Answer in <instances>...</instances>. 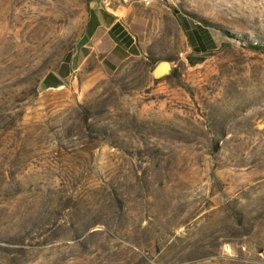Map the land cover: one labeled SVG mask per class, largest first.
<instances>
[{"label":"rangeland","instance_id":"1","mask_svg":"<svg viewBox=\"0 0 264 264\" xmlns=\"http://www.w3.org/2000/svg\"><path fill=\"white\" fill-rule=\"evenodd\" d=\"M101 3L112 61L88 0H0V264H262L264 0Z\"/></svg>","mask_w":264,"mask_h":264},{"label":"crops","instance_id":"2","mask_svg":"<svg viewBox=\"0 0 264 264\" xmlns=\"http://www.w3.org/2000/svg\"><path fill=\"white\" fill-rule=\"evenodd\" d=\"M89 1V14L85 22V32L89 35L90 39L94 41V45L98 50L107 48L104 52L109 60H115V57L119 54V49L122 48V40L125 38L123 33L121 17L127 12V10L121 7L118 3L113 5L103 6L101 0H88ZM198 33V32H197ZM200 34V33H199ZM129 41V40H128ZM128 43V42H127ZM126 43V44H127ZM125 44V43H124ZM131 43H128L130 45ZM127 47V46H125ZM230 251L234 254L244 253L250 250L244 243L235 241L230 242ZM258 255L264 256V244L257 248L255 251ZM185 264H219L214 256H206L202 258L194 259ZM264 264V261H262Z\"/></svg>","mask_w":264,"mask_h":264},{"label":"water","instance_id":"3","mask_svg":"<svg viewBox=\"0 0 264 264\" xmlns=\"http://www.w3.org/2000/svg\"><path fill=\"white\" fill-rule=\"evenodd\" d=\"M106 3L108 0H102ZM207 56L205 54H185L184 59L189 65L203 62ZM172 64L168 59L159 60L153 67V73L156 77L167 74L171 71ZM65 86V81L54 70H47L42 76L39 87L41 90L56 89Z\"/></svg>","mask_w":264,"mask_h":264},{"label":"trees","instance_id":"4","mask_svg":"<svg viewBox=\"0 0 264 264\" xmlns=\"http://www.w3.org/2000/svg\"><path fill=\"white\" fill-rule=\"evenodd\" d=\"M187 31V30H186ZM227 32V34L228 35H230V36H233V37H236L237 38V36L236 35H234L233 33H230V32H228V31H226ZM188 34V38H190L191 39V35L189 34V33H187ZM193 35H194V37L196 38V45L194 46L195 48H203V47H205V43H204V41L200 38V35L197 33V31L195 30V29H193ZM124 37H127L128 39L130 38L128 35H125ZM247 45L248 46H251V47H253V48H255V49H258V50H260V51H263L264 52V45L262 44V43H260V42H250V43H247Z\"/></svg>","mask_w":264,"mask_h":264},{"label":"built area","instance_id":"5","mask_svg":"<svg viewBox=\"0 0 264 264\" xmlns=\"http://www.w3.org/2000/svg\"><path fill=\"white\" fill-rule=\"evenodd\" d=\"M141 3H143L144 5H149L151 4L153 1L155 0H139ZM223 250L225 252H230V244L227 242V243H224L223 246H222Z\"/></svg>","mask_w":264,"mask_h":264}]
</instances>
